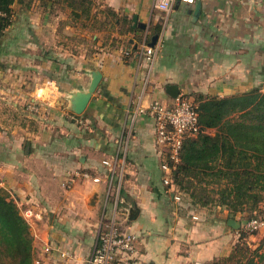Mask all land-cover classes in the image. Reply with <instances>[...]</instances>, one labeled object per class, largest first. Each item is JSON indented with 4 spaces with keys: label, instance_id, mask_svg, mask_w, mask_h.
Returning a JSON list of instances; mask_svg holds the SVG:
<instances>
[{
    "label": "crops",
    "instance_id": "obj_1",
    "mask_svg": "<svg viewBox=\"0 0 264 264\" xmlns=\"http://www.w3.org/2000/svg\"><path fill=\"white\" fill-rule=\"evenodd\" d=\"M92 1L85 25L53 2L15 4L0 39V188L23 217L28 209L41 215L25 219L35 260L88 264L115 219L138 238L132 264H227L242 215L195 205L172 181L154 119L140 115L131 124L130 114L139 102L173 105L171 86L193 101L264 87V0H177L168 14L156 0ZM155 36L159 53L149 67L140 48ZM94 72L101 83L76 121L71 96L88 91ZM42 94V112H29ZM123 152L126 171L111 190L103 161Z\"/></svg>",
    "mask_w": 264,
    "mask_h": 264
},
{
    "label": "trees",
    "instance_id": "obj_2",
    "mask_svg": "<svg viewBox=\"0 0 264 264\" xmlns=\"http://www.w3.org/2000/svg\"><path fill=\"white\" fill-rule=\"evenodd\" d=\"M35 2L68 8L75 23L91 19L92 0H0V39L13 23L14 5ZM194 104L201 130L184 142L180 163H168L174 185L195 205L226 208L245 222L264 215V87L222 98L199 94ZM209 130H216L215 135ZM240 233L230 258L264 264V252L245 249L250 235L243 228ZM35 258L30 225L0 188V264H34Z\"/></svg>",
    "mask_w": 264,
    "mask_h": 264
},
{
    "label": "built area",
    "instance_id": "obj_3",
    "mask_svg": "<svg viewBox=\"0 0 264 264\" xmlns=\"http://www.w3.org/2000/svg\"><path fill=\"white\" fill-rule=\"evenodd\" d=\"M177 0H156L155 8L168 14L173 8ZM184 3L194 4L195 0H181ZM2 14L0 13V17ZM159 50L156 46L149 45L146 38L143 40L140 48V56L146 60L149 67H153L157 58ZM54 93L57 91L53 83L45 86ZM43 96L37 95L36 98L28 104L27 109L33 114H39L44 109ZM131 124H133L140 115H148L155 121V141L156 144L167 150L168 160L174 165H178L181 161V153L184 142L189 137H196L201 130L199 122V114L196 110L194 101L191 98L179 96L174 99L171 106L160 103L151 104L145 107L141 102L137 104L132 111ZM78 121L77 115L72 117ZM81 124L83 122L79 121ZM126 149V144L123 146ZM126 156L123 152L122 156L118 153L117 157L108 158L103 161V164L108 170V187L113 190L114 179L118 176L119 179L126 171ZM170 167V166H169ZM171 169V167H170ZM172 170V169H171ZM82 177L85 180L101 181L99 177H93L90 173L84 172ZM69 184L65 188H70L74 183V178L68 180ZM27 221L39 220L41 215L28 209L24 213ZM243 230L250 236L264 232V215L244 222ZM138 238L132 233L122 232L116 223V220H110L106 223L103 231L100 232L98 243L94 249L88 264H132V260L137 253ZM125 257V259L123 258ZM62 257H66L63 254ZM34 264H41L39 260H35ZM190 264H202L198 261H193Z\"/></svg>",
    "mask_w": 264,
    "mask_h": 264
},
{
    "label": "water",
    "instance_id": "obj_4",
    "mask_svg": "<svg viewBox=\"0 0 264 264\" xmlns=\"http://www.w3.org/2000/svg\"><path fill=\"white\" fill-rule=\"evenodd\" d=\"M200 8H201V4L197 6V11H199ZM143 29H146V26H143ZM157 40H158V36H155L151 43L152 47L156 45ZM101 80H102L101 72H94L92 74V81L88 91L87 92L77 91L74 94H72L70 99L69 110H71L76 115H82L86 110V108L88 107L93 95L99 88ZM169 93L175 99L180 95L178 88L174 86L169 87ZM229 224L232 228L236 230H239L241 228V224L235 220H230Z\"/></svg>",
    "mask_w": 264,
    "mask_h": 264
},
{
    "label": "rangeland",
    "instance_id": "obj_5",
    "mask_svg": "<svg viewBox=\"0 0 264 264\" xmlns=\"http://www.w3.org/2000/svg\"><path fill=\"white\" fill-rule=\"evenodd\" d=\"M42 96H43V94H42ZM208 133H210L212 135H215L216 130H209ZM262 208L264 210V204H263ZM240 215H238V216H240ZM243 217L244 216H242L241 218L244 219ZM253 236H255V237L250 239V237H253ZM253 236L248 237V239L245 242L247 247H244V248L248 249V250H251V251H255V250L259 249V252L263 253L264 252V232H260V233L254 234ZM248 254L249 253H247V256H248ZM238 258L237 259L229 258L227 264H239ZM257 260L258 259L256 258V261Z\"/></svg>",
    "mask_w": 264,
    "mask_h": 264
}]
</instances>
